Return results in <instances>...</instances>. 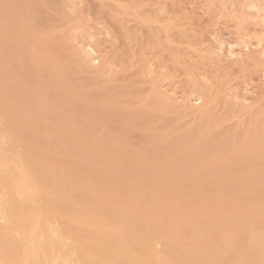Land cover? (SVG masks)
Masks as SVG:
<instances>
[{"label": "bare ground", "instance_id": "1", "mask_svg": "<svg viewBox=\"0 0 264 264\" xmlns=\"http://www.w3.org/2000/svg\"><path fill=\"white\" fill-rule=\"evenodd\" d=\"M81 1L0 0V264H264V130L227 126L230 109L220 113L208 89L180 132L191 104L177 107L157 80L127 88L132 99L118 105L113 40L138 32L129 15L109 17L123 20L114 34L104 27L115 63L96 66L86 39L102 13L84 15ZM254 5L264 11V0ZM136 127L147 149L120 158Z\"/></svg>", "mask_w": 264, "mask_h": 264}, {"label": "rangeland", "instance_id": "2", "mask_svg": "<svg viewBox=\"0 0 264 264\" xmlns=\"http://www.w3.org/2000/svg\"><path fill=\"white\" fill-rule=\"evenodd\" d=\"M81 3L78 2L80 7L83 8L84 15L92 14L96 10L102 13L97 15L98 20L100 19L98 27L101 30L92 28L96 35L86 39L91 41L90 43L93 46L92 56L96 57V66L103 63L105 58L110 57L111 61V57L112 59L115 57L114 52L111 51H115V46L119 42L121 45L118 46L119 44H117L116 49L121 53V62L115 57L114 59L118 62L115 60V66L111 64L110 72L112 79H115L114 86L119 87L123 92L127 88L132 89L135 87L137 89L136 86L146 88L144 90L139 88L138 91L140 92V90H147L151 82L157 80V84L161 83V91L166 92L164 94L170 95L169 97H172L173 101L175 99L173 97H176L174 102L177 107L186 102L188 105L191 104L189 106L193 110L179 112L180 132L187 128L189 122L193 123L195 121L193 111H199L204 104V100L200 99L199 96H202L203 92L208 89L210 91L207 92L211 97L212 104L217 101L215 108L219 109L220 113L226 107H228L227 110L230 109L229 112L227 111V115L230 113L228 121L225 123L227 126L240 125V122L246 121L245 123H249L250 121L253 125V129L250 128V134L253 133L254 135L259 127L258 132L264 130V61L250 59V55L264 58V55L261 54L264 43H261V45L259 42V36L263 35L264 37V11L254 5L255 0H242V5H238L231 0H82ZM94 3L96 4L93 5V8L91 4ZM96 5L99 6L96 7ZM95 8L97 9L94 10ZM90 11L92 12L90 13ZM122 13L123 16L126 15L124 18L129 15L126 19L127 22L125 20L128 29L131 30L132 28L133 31L135 29L136 33L140 31L139 34H136L138 39L136 38V41L134 40L135 42L131 44H129V41H127L129 43H126L123 38L120 39L121 43L119 40H113L114 44L111 41L112 35L104 31V27L109 28L113 34L118 31L119 24L123 20H115V18H123ZM112 15H116V17L113 16L116 23L109 18ZM129 20L130 22H128ZM117 22L121 23L118 24ZM134 22L140 24L136 25ZM115 24H118L119 28ZM157 29L159 34L156 31ZM149 32L150 34H148ZM150 35L157 44L154 43L153 46L149 44L152 43V39H148ZM148 40H150L149 43ZM157 47L161 49L158 50ZM100 55L102 58H99ZM129 55L134 57L133 60L144 58L145 61H148L150 66L148 62H144L148 65L146 73L149 74L141 75L138 65L128 66L131 60ZM114 59L113 63H115ZM139 62L144 63L143 60ZM117 77H120V79H117ZM134 90L132 92H135ZM130 92H124L122 97L117 98V101L119 100L117 104L120 106L127 105V101L129 102L132 99L129 96L132 93ZM183 121L186 122L183 123ZM143 132L138 127L130 132L129 142L131 144L116 149L120 158L123 157V149L130 148V150L135 149V151L147 149ZM149 132L154 133V130H149ZM146 133L148 132L146 131ZM76 136L77 138L83 137L81 134ZM153 164L155 167L160 168L159 161L153 162ZM196 170L200 172L201 169L199 170L197 166L193 167L191 175L196 176L198 174ZM92 224L97 223L93 222ZM118 228L121 234L119 233L117 236L121 240L123 239L122 241L125 243L126 240L130 239L127 235L130 229H128L129 227ZM118 228L114 227L116 230ZM121 228H124L125 232ZM105 233L104 229L100 231V235L107 237ZM205 242L210 243L211 241L207 239ZM120 259L123 262L121 256Z\"/></svg>", "mask_w": 264, "mask_h": 264}]
</instances>
